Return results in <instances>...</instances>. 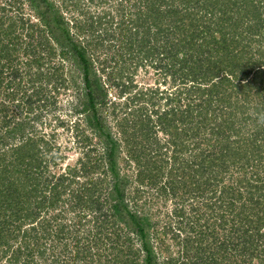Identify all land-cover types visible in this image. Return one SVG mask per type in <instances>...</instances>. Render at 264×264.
<instances>
[{
    "label": "trees",
    "instance_id": "obj_1",
    "mask_svg": "<svg viewBox=\"0 0 264 264\" xmlns=\"http://www.w3.org/2000/svg\"><path fill=\"white\" fill-rule=\"evenodd\" d=\"M131 1L0 0V264H264V0Z\"/></svg>",
    "mask_w": 264,
    "mask_h": 264
},
{
    "label": "rangeland",
    "instance_id": "obj_2",
    "mask_svg": "<svg viewBox=\"0 0 264 264\" xmlns=\"http://www.w3.org/2000/svg\"><path fill=\"white\" fill-rule=\"evenodd\" d=\"M59 1H62V0H59ZM134 1V0H132ZM131 1V2H132ZM24 11L25 13H31L32 11L28 8L27 4L24 5ZM71 13H74V11H70L69 14ZM67 14H68V11H67ZM118 20V19H117ZM111 29H112V32L110 34H112V36H110L109 38L107 39H110V38H113V36L116 34L118 35L119 33H121V29L119 28H116L117 26H110ZM115 28V29H114ZM115 33V34H114ZM34 42H37V40H35ZM117 42V43H115ZM115 42H112L110 40H107L105 41L104 45L101 47V49L99 50V52L102 53L104 59H106V61L108 63H111L112 65H115L116 66V71L119 70L123 65H125L126 67H128L129 62H127L126 64L123 62V60L120 59V56H119V53H118V47L116 48H113L115 46H117L119 43V41H115ZM118 61V63H116ZM116 63V64H115ZM118 72V71H117ZM132 73V72H130ZM162 77V75L157 72V70L154 68V67H151L149 69V72L146 71V69L143 67L142 68H139V69H136L135 68V79L136 81L139 82V84H142V83H145V84H156L160 81H162V79H158ZM124 81H126L125 79H123ZM169 83V82H168ZM119 87H114L113 89L110 90V96L112 99H117V101H120L121 103L123 101H125V97L127 96V94H125L124 96L125 97H121L119 98L118 94H119ZM74 88H68L66 89V91H62V94H61V98H60V101L62 103V108H59L57 109L59 112H57L56 114V117L55 119H57V116L59 117H62V118H69L71 116L70 114V110L72 109L71 105L74 103ZM71 94V95H70ZM6 93H5V90L3 92V94L0 95V101L3 100V98L5 97ZM2 106L0 105V108ZM112 116L110 115V119ZM54 118V116H47V115H44V121L47 122H51V120ZM55 119L54 121L51 122L50 125H40L41 128L43 129V132L47 135V133H49V137L51 138L54 134V136L52 137V139H56V141H54V143H56L55 145H57V147L59 145H62V146H65L67 145L69 142V144L71 143V145H73L75 148L73 150H70V151H67L65 153H67V157L64 161H62L63 164H67L68 162H72L74 163L76 161V158H78L80 155H81V149L74 145L73 144V135H71V130H68L67 126H59L57 124V122L55 123ZM59 121V120H57ZM0 125H1V122H0ZM53 152H56V148H54ZM57 161H60L59 158H56ZM51 166L53 167L54 166V162L51 163Z\"/></svg>",
    "mask_w": 264,
    "mask_h": 264
}]
</instances>
